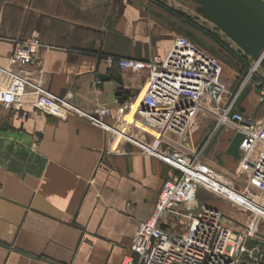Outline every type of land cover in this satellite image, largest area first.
Returning a JSON list of instances; mask_svg holds the SVG:
<instances>
[{
  "label": "crops",
  "instance_id": "1",
  "mask_svg": "<svg viewBox=\"0 0 264 264\" xmlns=\"http://www.w3.org/2000/svg\"><path fill=\"white\" fill-rule=\"evenodd\" d=\"M149 7L141 0H0V68L15 40L37 37L42 87L86 115L109 109L104 122L117 129V111L140 92L143 73L109 69L102 58L164 60L173 47L170 19ZM27 70L36 77L35 66ZM222 76L232 80L230 70ZM257 98L246 96L238 109L264 121V107L253 118ZM31 103L27 96L0 105V264H123L175 171L128 142L118 145L121 155L108 153L110 133L80 115L43 116ZM216 126L198 119L193 145L210 139L207 158L235 169L226 153L235 132ZM201 192L211 196L203 204L245 223L239 210Z\"/></svg>",
  "mask_w": 264,
  "mask_h": 264
},
{
  "label": "built area",
  "instance_id": "2",
  "mask_svg": "<svg viewBox=\"0 0 264 264\" xmlns=\"http://www.w3.org/2000/svg\"><path fill=\"white\" fill-rule=\"evenodd\" d=\"M42 49L37 37L13 42L7 68H0V105L22 104L29 96L31 106L43 116L66 119L70 114L80 115L111 134L108 153L121 155L118 145L128 142L175 171L162 183L154 212L139 226L130 247L132 255L123 264H264V238L260 235L264 223V121L244 117L235 106L241 90L258 72V63L240 89L229 93L221 66L185 38L173 41L164 60L104 57L109 69L145 75L140 92L118 109L116 129L104 122L113 115L109 109L86 115L42 87L46 63L39 57ZM31 66L37 68L36 77L27 70ZM257 93L264 97V88ZM27 117L24 113L21 119ZM201 118L213 119L217 129L229 126L242 134L235 169H219L214 157L207 158L210 139L201 147L193 145ZM201 190L239 210L245 223L232 222L221 211L201 203ZM178 224L184 227L183 234L168 230V226L177 229Z\"/></svg>",
  "mask_w": 264,
  "mask_h": 264
},
{
  "label": "rangeland",
  "instance_id": "3",
  "mask_svg": "<svg viewBox=\"0 0 264 264\" xmlns=\"http://www.w3.org/2000/svg\"><path fill=\"white\" fill-rule=\"evenodd\" d=\"M141 1L149 5V8L152 7V10L157 9L166 18L170 19V30L174 40L180 37L185 38L205 58L215 60L221 66L222 74L225 70L231 71V81L222 77L223 82L228 87L227 89L229 93H236L240 89L249 75L254 62L250 60H243V53L236 47V45L228 40L220 31L216 30L212 24L203 20L196 14V8L193 3L188 1L177 2L173 0ZM257 71L258 72L253 74V76L250 78L249 82L246 83L244 89L241 90L238 100L235 104L237 110L245 117L250 116L251 112L244 115L243 112L238 109V107L243 103L245 97L248 95L253 96L256 101V99H258L257 96H259L257 91L261 88H264V67L259 66ZM15 72H18V70H15ZM142 76H145L144 73ZM257 84H260V87H257ZM206 105H209V103ZM262 107H264V105ZM206 156H208L207 153ZM214 159L219 162L215 156ZM219 164V169H223L224 166L221 165L220 162ZM206 195L207 194L200 191L199 199L201 203H204L205 199H210L211 196ZM214 198L215 200H218L217 197ZM183 228L184 227L179 224L175 230L168 226V230H170L171 233L178 235L183 234Z\"/></svg>",
  "mask_w": 264,
  "mask_h": 264
},
{
  "label": "water",
  "instance_id": "4",
  "mask_svg": "<svg viewBox=\"0 0 264 264\" xmlns=\"http://www.w3.org/2000/svg\"><path fill=\"white\" fill-rule=\"evenodd\" d=\"M173 1L193 3L198 16L212 24L252 62L264 67V2L261 0ZM260 98L253 118L264 105V97ZM242 140V134L235 133L226 150L227 155L236 161L240 160L239 148Z\"/></svg>",
  "mask_w": 264,
  "mask_h": 264
},
{
  "label": "trees",
  "instance_id": "5",
  "mask_svg": "<svg viewBox=\"0 0 264 264\" xmlns=\"http://www.w3.org/2000/svg\"><path fill=\"white\" fill-rule=\"evenodd\" d=\"M217 30V29H216ZM241 51V50H240ZM242 52V51H241ZM243 53V52H242ZM243 60H250L244 53H243ZM251 61V60H250ZM264 79V78H263ZM262 83V82H261ZM263 83H264V81H263ZM258 86L257 87H260V84H257Z\"/></svg>",
  "mask_w": 264,
  "mask_h": 264
}]
</instances>
